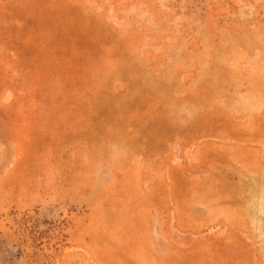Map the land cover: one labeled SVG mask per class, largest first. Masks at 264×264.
Listing matches in <instances>:
<instances>
[{"label":"rangeland","instance_id":"1","mask_svg":"<svg viewBox=\"0 0 264 264\" xmlns=\"http://www.w3.org/2000/svg\"><path fill=\"white\" fill-rule=\"evenodd\" d=\"M0 264H264V0H0Z\"/></svg>","mask_w":264,"mask_h":264}]
</instances>
